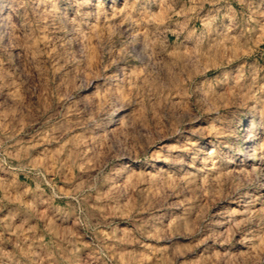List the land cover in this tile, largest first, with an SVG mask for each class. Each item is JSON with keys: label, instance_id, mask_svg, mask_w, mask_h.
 <instances>
[{"label": "clouds", "instance_id": "obj_1", "mask_svg": "<svg viewBox=\"0 0 264 264\" xmlns=\"http://www.w3.org/2000/svg\"><path fill=\"white\" fill-rule=\"evenodd\" d=\"M0 264H264V0H0Z\"/></svg>", "mask_w": 264, "mask_h": 264}]
</instances>
